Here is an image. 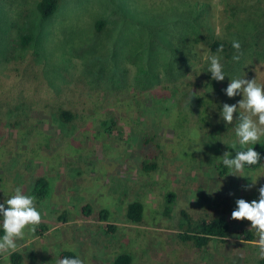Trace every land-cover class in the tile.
Returning <instances> with one entry per match:
<instances>
[{
  "label": "rangeland",
  "instance_id": "374dc122",
  "mask_svg": "<svg viewBox=\"0 0 264 264\" xmlns=\"http://www.w3.org/2000/svg\"><path fill=\"white\" fill-rule=\"evenodd\" d=\"M36 2L0 0V203L16 188L32 196L35 179L48 178L49 195L41 202L34 199L42 214L39 225L48 229L40 235L26 227L17 249L0 254V264H14L13 252L22 254L21 264H57L62 249L76 252L84 264H108L118 246H132L137 229L141 234L132 247L136 250L133 264H259L256 234L254 241L238 235L251 229L250 221L233 220L231 212L235 199L257 197L258 187L264 184V164L235 176L227 174L220 181L212 164L221 161L225 151L235 155L223 142L231 144L235 139L238 121L234 118L226 127L218 113L224 102L241 99L222 92L228 77H255L264 83V0H231L228 12L223 0H62L60 11L43 24L42 46L24 49L19 30L37 19ZM188 2H202L210 27L241 43L234 55L245 56V65L226 53L220 55L228 76L224 81L211 80L205 72L211 53L203 63L182 70L173 68L170 54L155 59L154 41L146 39L149 29L157 30L149 12L177 11L178 5L187 7ZM231 14L239 19L230 25ZM100 19L104 28L97 31ZM94 58L108 67L116 63L113 69L120 70V77L110 69L103 80H94L87 72ZM173 63L179 65L177 60ZM56 94L58 99L46 103ZM52 104L71 109L74 123L64 125ZM184 105L192 109L183 113ZM207 105V112L213 109L212 124L199 111ZM120 115L126 118L124 135L101 126L105 118ZM218 121L226 130L214 129ZM144 133H157L163 147L160 167L149 173L140 169L146 154L139 152L138 139ZM128 134L133 135L132 142L126 140ZM239 175L259 178L246 191L243 186L252 180ZM170 191L177 194L175 217L181 207L197 217L222 213L230 221L229 236L201 249L175 241L180 229L164 213ZM133 199L148 202L142 224L125 219L126 201ZM87 202L94 205L95 215L82 212L81 205ZM103 208L110 211L108 221L98 218ZM65 212L70 218L66 223L59 220ZM108 223L119 226L116 234L107 232Z\"/></svg>",
  "mask_w": 264,
  "mask_h": 264
},
{
  "label": "trees",
  "instance_id": "16d2710c",
  "mask_svg": "<svg viewBox=\"0 0 264 264\" xmlns=\"http://www.w3.org/2000/svg\"><path fill=\"white\" fill-rule=\"evenodd\" d=\"M223 2L225 3L224 10L225 12H228L227 5H230L231 0H223ZM182 5L183 7L181 5H178L179 8L177 9V11L168 9V12H161L160 14H156L154 11L149 12L153 16V21L156 23L157 30L154 31V29H149L148 33L146 34V39L147 41L149 39L151 43L154 41L153 44L155 45V47H153L152 50H154L155 59L157 60L159 55L164 56V54L166 53L168 55L170 54L173 59L170 62L171 64H173V68L182 70L181 68L183 66L187 67L188 64L192 65V67H195L197 62L203 63L205 61L203 60V58L206 54H217V49L220 45H223V52L221 53H226V55L231 58L234 55V51H236L231 47V42L233 41V39L228 38L225 35H219V33H217L213 28L210 27L208 17L204 16V14L206 13L205 11L203 12L204 4L202 5V2H197V4H191L190 2H188L189 6L187 5V7H184V3ZM35 6L37 14L35 15L37 19L31 22L29 24V27L24 25V27L20 28L19 30L18 38L24 49H36L37 47L42 46V39L40 36L43 24L45 22H49L60 11L62 7V0H37ZM169 12L172 13L170 14ZM238 19V15L236 16L231 14L229 19L231 20L230 25L233 23V21ZM146 23H151V21H148ZM172 24L180 26L175 29L171 27ZM103 25L104 20H98V22L96 23L97 31H102L104 28ZM221 53L218 54L221 55ZM176 60L178 61L179 65L174 66L173 61L175 62ZM90 61H92V63L89 64V69L87 72L94 78V80H103L104 76H108L107 73H109L110 69L112 72L117 73L120 77V74L118 73V71L120 70L113 69V66L116 63H112L110 65V68L105 64L101 65L100 60H98L97 58L90 59ZM239 62H241V65H245L246 57L242 56L239 59ZM97 64H99V67L97 66ZM201 65L202 67L204 66V64ZM143 70L144 69H142V71ZM155 70L156 69H154V71ZM154 74L156 76V73ZM59 97V94L51 95L49 98L47 96L46 98L48 99H46V103L52 98L58 99ZM199 98L201 99V96ZM52 106L56 107L54 104H52ZM54 107H52V109ZM207 107L208 105L204 106L202 109H199V111H201L208 118V122L212 124L209 119L210 115L213 112V109L211 112H207ZM186 108H189V106L184 105L183 108H180V110H183L184 113L186 111ZM189 109L191 110L192 108ZM55 114L64 125H72L74 123L73 121L76 118L75 113L68 107H65L63 104L55 108ZM186 116L187 114H185L183 118L186 119ZM122 121H126V118L121 115L116 116L115 118H111V120H107L105 118L102 121L101 126L112 129V131L117 135H124L126 129L122 127L126 128V125L125 123H122ZM220 123V121L216 122L214 129L226 130V128H222ZM117 126H119V129L116 128ZM96 136L99 137V134H96ZM131 138H133V135L128 134V136H126L127 141H129V139ZM138 141L140 143L139 152L144 151L146 154L145 156L143 155L144 158L140 163L141 171L147 173H149L150 171H156L160 167L159 159L160 155L163 153L162 142L159 135L157 133H144L139 137ZM131 145V147L135 149V143L133 142V144ZM254 147L258 152L261 153V160L257 165H253L251 167L246 165L245 169L257 170L264 164V143L260 142ZM133 154L134 153H132L131 156L132 159L135 157ZM135 155L138 156L139 153L135 151ZM150 155L154 156L150 157ZM50 156L52 155L50 154ZM96 159L97 158H95L94 160L95 163L98 161ZM212 168L213 171L214 169L216 171V178L218 179H216L217 181H220L219 179H222L225 175L228 174V170L222 164V160L214 162L212 164ZM50 190L51 181L44 176H39L35 179V182L33 183V186L30 190V194L36 201L41 202L49 195ZM176 198V192H167L164 203V213L173 218L176 223L175 225H178L177 227L180 229L178 235H175V241L180 240L182 243L201 249L202 247L208 245L209 242L214 239H223L229 236L231 231L230 221L222 213L213 211L209 213V215H199L197 217L192 215L186 207H181L176 212L178 213V215H176L175 217L174 214H172V208L174 207V204H176ZM147 203L144 200L138 199L126 201V221L133 224L144 223ZM81 209L82 212H84L88 216H93V214L95 215L94 205L90 202L81 205ZM110 216V211L106 208L100 209L98 212V218L101 221H108L111 218ZM178 218L180 219L179 222L177 221ZM69 219L70 218L68 214H66V212L64 214H61L59 217V220L63 221L64 223L68 222ZM105 226L107 232L113 235L116 234L119 230V226H117L116 224L108 223L105 224ZM47 229V225H38L35 231L36 233H39L41 235ZM140 232L141 231L137 229L136 234L132 236V238H134V242L130 248L128 247V245L118 246V250H116L114 259L108 264H133L136 260V250L132 247L139 239L138 236L141 234ZM238 235L239 238L243 239L244 241H254L256 238L255 233L252 229H243L238 233ZM130 241L131 240H129L128 244L130 243ZM64 256H78L80 259H82L80 255H78L71 249H62L59 258ZM22 258V254L20 252H13L11 254V260L14 264H21ZM259 264H264V259L260 258Z\"/></svg>",
  "mask_w": 264,
  "mask_h": 264
},
{
  "label": "clouds",
  "instance_id": "9594fccd",
  "mask_svg": "<svg viewBox=\"0 0 264 264\" xmlns=\"http://www.w3.org/2000/svg\"><path fill=\"white\" fill-rule=\"evenodd\" d=\"M231 47L239 53L241 43L233 40ZM221 52H223V45L218 47L217 54H210L206 57L207 70L205 72L210 73V79L217 82L224 81L227 76L224 64L221 62L222 57L218 54ZM232 59L239 61L240 55H233ZM228 78L227 86L222 89V92L229 98L241 96V99L231 104L224 102L219 111V120L226 127L233 124L234 118L238 121L234 126L235 139L231 144L222 141L235 152V155L233 156L230 151H225L222 155V164L228 170V174L235 176L243 173L246 165L251 167L261 160V153L254 146L259 144L261 138L264 137V83L257 82L255 77L252 79L246 76ZM193 95L190 97L191 100ZM193 145L196 146V150L200 149L198 144ZM239 176L250 177L249 175ZM250 178L252 183L243 186L246 191L251 190L259 177ZM257 192V197L252 200L243 197L235 199L231 219L250 221L249 228L254 229L257 236L258 256L264 259V184L258 187ZM41 216V211L34 205V197L25 195L20 188H16L14 195L0 203V232H2L0 254L15 251L17 240L24 237L25 228L31 226L29 230L35 231V226L41 222ZM57 264H83V261L78 256H64L57 260Z\"/></svg>",
  "mask_w": 264,
  "mask_h": 264
}]
</instances>
